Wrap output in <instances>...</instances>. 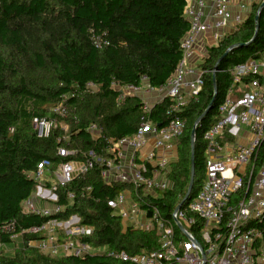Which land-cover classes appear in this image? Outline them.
<instances>
[{
  "label": "trees",
  "instance_id": "obj_1",
  "mask_svg": "<svg viewBox=\"0 0 264 264\" xmlns=\"http://www.w3.org/2000/svg\"><path fill=\"white\" fill-rule=\"evenodd\" d=\"M184 5L185 0H0L2 245L12 242L11 234L38 227L47 220L21 212L23 200L35 186L27 174L40 160L49 159L53 165L62 161L56 156L59 146L76 151L71 159H84L89 150L104 149L107 139L128 136L136 130L140 100L126 97L117 103L120 93L112 85L137 86L142 77L154 88L165 84L180 60L179 43L189 28L182 15ZM258 6L217 46L206 48L199 65L205 71L202 90L180 113L185 129L177 142V159L170 164L173 187L158 202L163 216L186 195L191 165L190 131L213 97V77V106L195 131L194 177L189 197L201 186L206 151L203 134L218 120V108L233 83V67L264 55L263 7L254 40L230 50L214 70L229 47L252 39ZM249 81L250 77H244L242 84ZM87 83L96 86L94 92L85 91ZM64 95L66 116L57 121L68 126V141L57 142L64 134L59 127L49 137L37 138L29 126L33 117L46 116ZM166 107L164 102L154 107L149 119L165 123ZM91 124L100 130L97 139L86 131ZM259 158H264V141ZM98 170L93 169L67 186L66 190L74 194L72 206L55 217L64 219L76 214L82 225L93 229L92 235L81 241L108 252L137 254L158 250L154 233L123 227L121 220L112 216L106 202L116 191L105 186ZM64 194L62 191L59 204H66ZM10 223L13 230H9ZM253 225L264 232V219ZM22 238L25 246L12 256L1 255L0 264H119L105 253L81 258L51 256L32 246L28 248V241H37L41 236L24 234Z\"/></svg>",
  "mask_w": 264,
  "mask_h": 264
},
{
  "label": "built area",
  "instance_id": "obj_2",
  "mask_svg": "<svg viewBox=\"0 0 264 264\" xmlns=\"http://www.w3.org/2000/svg\"><path fill=\"white\" fill-rule=\"evenodd\" d=\"M262 2L185 0L182 15L189 28L179 43L180 60L165 84L154 88L142 77L137 86L112 85L120 93L117 103L126 97L140 100L136 130L107 139L104 149L89 150L84 159H71L76 151L59 146L56 156L62 161L53 165L49 159L40 160L27 174L35 186L23 200L21 212L47 220L11 234L10 239L39 235L42 238L35 242L42 253L77 258L105 253L119 264H264V232L253 225L264 219V158H259L264 141V55L232 69L233 83L218 108V120L203 134L206 151L199 190L167 216L158 206L163 193L173 187L170 164L177 159V142L185 129L180 113L202 90L205 71L199 65L206 48L217 46L228 29L234 31ZM247 76L250 81L242 84ZM95 88L87 83L85 91L92 93ZM66 97L62 96L46 116L33 117L37 138H47L59 127L64 134L57 142L68 141V126L57 121L66 116ZM163 102L167 105L166 122L160 124L149 118L154 107ZM86 131L97 139L100 130L91 124ZM241 138L245 143L239 142ZM95 168L105 186L116 191L106 202L112 216L124 227L154 233L158 250L100 252L101 248L81 241L92 235L93 229L82 225L79 216L55 217L72 206L74 194L67 186ZM62 191L66 204L58 203ZM12 227L10 223L9 230Z\"/></svg>",
  "mask_w": 264,
  "mask_h": 264
},
{
  "label": "water",
  "instance_id": "obj_3",
  "mask_svg": "<svg viewBox=\"0 0 264 264\" xmlns=\"http://www.w3.org/2000/svg\"><path fill=\"white\" fill-rule=\"evenodd\" d=\"M264 7V2H262L259 7L257 8L256 14H255V30H254V34L253 37L250 41H248L247 43H240V44H236L233 45L231 47H229L224 53L223 55L217 60L215 66H214V70L217 68L218 64L220 63V61L227 55V53L232 50L235 47H242V46H247L248 44H250L257 33L258 30V17L259 14L261 12V10ZM213 70V71H214ZM215 95H216V87H215V82H214V77H213V97L210 100L209 104L207 105V107L205 108V110L202 112V114L195 120L191 131H190V160H191V165H190V180H189V184H188V188H187V192L186 195L184 196V198L182 199V201L179 203V205L177 206V209L180 207V205H182L183 202L187 201L189 199L191 190H192V186H193V177H194V164H193V156H194V141H195V131L197 128L198 123L208 114V112L211 110L212 106H213V102L215 99Z\"/></svg>",
  "mask_w": 264,
  "mask_h": 264
},
{
  "label": "rangeland",
  "instance_id": "obj_4",
  "mask_svg": "<svg viewBox=\"0 0 264 264\" xmlns=\"http://www.w3.org/2000/svg\"><path fill=\"white\" fill-rule=\"evenodd\" d=\"M232 31V29H228L227 32L230 33ZM209 44H211V41H209ZM208 44V45H209ZM212 45V44H211ZM204 51V49H203ZM198 61L200 62V60L198 59ZM195 65H197V62L195 63ZM61 126H64V124H60ZM30 128H31V123H30ZM33 128V126H32ZM122 226L124 227V224H122ZM25 246L24 244V240L22 237H18L15 240H13L10 244H7L6 246H1L0 249V256L4 255V256H12L17 250L23 248ZM28 248H31L29 246H32V248H37V243L35 241L30 242L27 244ZM104 250V248H101L100 252Z\"/></svg>",
  "mask_w": 264,
  "mask_h": 264
},
{
  "label": "crops",
  "instance_id": "obj_5",
  "mask_svg": "<svg viewBox=\"0 0 264 264\" xmlns=\"http://www.w3.org/2000/svg\"><path fill=\"white\" fill-rule=\"evenodd\" d=\"M203 48H204V47H202V51H203ZM245 135H247V138H248V139L250 138V134H249L248 132H245ZM246 140H247V139H246ZM239 142H240L241 144L245 143L244 138L239 139ZM175 155H176V154H175ZM261 248L264 249V241L261 243Z\"/></svg>",
  "mask_w": 264,
  "mask_h": 264
}]
</instances>
